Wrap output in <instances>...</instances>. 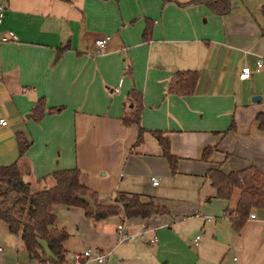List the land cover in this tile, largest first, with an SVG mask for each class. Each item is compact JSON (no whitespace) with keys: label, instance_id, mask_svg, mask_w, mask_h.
Here are the masks:
<instances>
[{"label":"crops","instance_id":"1","mask_svg":"<svg viewBox=\"0 0 264 264\" xmlns=\"http://www.w3.org/2000/svg\"><path fill=\"white\" fill-rule=\"evenodd\" d=\"M188 1L0 0V34L16 35L0 41V117L7 122L0 166L15 163L32 191L50 186L52 171L76 168L101 204L135 194L168 209L93 220L57 205L74 221L62 242L65 260L39 263L0 226V264H69L86 247L106 253V264H264V208H251L254 216L233 228L224 211L239 191L214 198L205 177L209 168L227 173L249 165L264 173V129L256 120L264 115V0H229L224 15ZM98 37L106 38L101 52ZM257 58L262 65L253 71ZM244 64L252 72L239 80ZM186 70L198 73L192 93H166L172 73ZM131 90L142 102L139 125L167 138L177 157L174 173L154 135L145 131L133 145L136 126L122 124ZM39 98L45 111L34 120ZM17 131L30 140L22 155ZM205 147H214L207 161L200 159ZM118 226L133 239L118 242Z\"/></svg>","mask_w":264,"mask_h":264},{"label":"trees","instance_id":"2","mask_svg":"<svg viewBox=\"0 0 264 264\" xmlns=\"http://www.w3.org/2000/svg\"><path fill=\"white\" fill-rule=\"evenodd\" d=\"M188 3H201L209 11L217 15L227 14L230 10L229 0H190ZM264 20V4L260 7ZM148 39V28L142 32V40ZM198 73L195 70L175 71L166 84V93L189 95L192 93ZM142 102L139 93L131 90L127 95L126 110L121 122L124 126L134 124L136 135L133 145L142 141V134L147 131L139 125V114ZM44 101L37 99L30 110V116L39 120L44 114ZM60 110V107L48 108L47 113ZM258 127L264 129V115H256ZM231 128L229 125L228 129ZM155 136L161 149V156L166 160L170 173H174L177 157L169 152L168 140L158 131H147ZM225 132V131H224ZM17 152L22 155L30 140L22 132H15ZM214 147H205L200 159L207 161ZM80 173L76 168L52 171L47 175L52 184L41 190L32 191L30 183L24 181L15 163L0 166V226L15 234L27 254L39 263L62 262L65 260V249L62 242L68 236L67 230L55 223L54 207L80 208L82 214L90 219L98 220L107 216L148 217L152 214H166L165 206L154 204L151 200L141 201L139 196L116 194L110 204L98 202L95 191L79 180ZM205 177L213 189V197L227 200L234 190H238V198L232 209H226L224 215L231 226L238 229L244 222L250 209L264 208V173L253 165L237 171L223 173L217 168H209ZM44 179V177H42ZM84 197L90 203L82 200Z\"/></svg>","mask_w":264,"mask_h":264},{"label":"built area","instance_id":"3","mask_svg":"<svg viewBox=\"0 0 264 264\" xmlns=\"http://www.w3.org/2000/svg\"><path fill=\"white\" fill-rule=\"evenodd\" d=\"M4 6L0 2V22L2 19V13H3ZM16 40V35L12 33L11 31L3 32L0 34V41L2 42H7V41H15ZM106 38L105 37H98L94 39V46L96 48L97 52H101L103 47L105 46ZM262 65V60L260 58H257L253 62V71H258L259 68ZM252 70L250 67L247 65H242L237 73V78L239 80H244L250 77ZM7 122L4 118L0 117V127L6 126ZM150 182L151 184H156L157 178L155 177H150ZM254 214L249 213L247 215L248 218H252ZM143 232V230H142ZM140 232V234L142 233ZM199 232L194 236V240L198 237ZM134 234L129 233L125 230L122 229L121 226H118L117 228V241L118 242H127L131 239H133ZM156 238L153 237L150 240H155ZM106 259H107V254L97 250V249H92L90 247H86L82 249L81 251L78 252H73L71 255V260L69 264H84L86 261H93L96 264H106Z\"/></svg>","mask_w":264,"mask_h":264},{"label":"rangeland","instance_id":"4","mask_svg":"<svg viewBox=\"0 0 264 264\" xmlns=\"http://www.w3.org/2000/svg\"><path fill=\"white\" fill-rule=\"evenodd\" d=\"M179 194L184 195V194H187V193H184L183 191L182 192L180 191ZM54 211H55V214H56V222H57V224L65 226L66 230L69 231V232L72 231V228L74 227L73 215L70 214V212L68 210H66L65 208H63L61 206H56Z\"/></svg>","mask_w":264,"mask_h":264},{"label":"water","instance_id":"5","mask_svg":"<svg viewBox=\"0 0 264 264\" xmlns=\"http://www.w3.org/2000/svg\"><path fill=\"white\" fill-rule=\"evenodd\" d=\"M252 100H258V97H253ZM82 200L86 201L87 203H90L88 199L81 197Z\"/></svg>","mask_w":264,"mask_h":264}]
</instances>
